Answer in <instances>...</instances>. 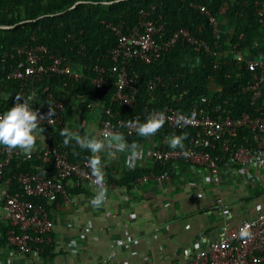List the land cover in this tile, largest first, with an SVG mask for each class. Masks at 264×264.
I'll use <instances>...</instances> for the list:
<instances>
[{
  "label": "trees",
  "instance_id": "obj_1",
  "mask_svg": "<svg viewBox=\"0 0 264 264\" xmlns=\"http://www.w3.org/2000/svg\"><path fill=\"white\" fill-rule=\"evenodd\" d=\"M79 1L0 0V25L12 26H0V110H8L13 106L17 94H35L36 102L47 107L50 104L49 96L53 94L64 102L65 109L69 107L83 114L98 112L101 125L106 110L110 109L116 129L129 144L136 142L141 145L144 153L148 151L147 147L153 137L159 139L154 148H171L166 138L172 133L187 135L185 147L192 145L191 139L200 133L206 140V150L212 153L219 165L230 161L231 157L235 158V153L242 147L257 149L254 131L249 126L230 135L228 150L224 151V140L211 141L198 128L180 129L165 122L154 136L145 138L140 137L136 131L129 134L127 127L119 124V121L127 124L128 121L138 119L143 123L151 112L162 111L166 107L190 114L195 103L202 97L208 98L205 105L214 118H237L244 113L258 116L264 113V81L261 95L254 99L255 93L249 89L253 82V72L246 66L247 60L264 61V22L257 12L260 0H119L107 8L93 7ZM76 2L79 3L74 6ZM193 5H203L209 9L212 16L218 19L217 30L210 16ZM148 11L150 21H160L165 25L166 38L178 29L188 28L196 37L204 40L206 45L179 42L154 62H134L128 70L136 77L139 94L136 106L129 107L113 101L116 86L112 73H107L108 81L104 90L94 86L93 68L97 64L108 67L112 63L109 51L118 43V35L108 24L122 25L123 30L128 32L139 22L142 12ZM230 22V28L224 29L225 35L222 34V24ZM25 45H44L50 52L62 54L83 74V78L74 81L52 73L28 82L9 78L10 68L15 64V58L10 54ZM235 45L244 53L241 63L233 52ZM261 73L264 75V66ZM157 75L162 77V82L150 90L149 82ZM93 103L99 104L97 108L92 107ZM65 126L58 122L49 128V142L61 145L68 151L72 161L88 159L91 153L80 149L74 141L67 147L63 145L64 137L59 133ZM148 160V165L137 164L134 169L125 170L123 178L116 180L108 173L105 179L109 183L131 187L140 176L151 172L170 176L175 164L183 162L160 163L152 158ZM28 171L52 175L55 173L53 165L36 158L22 160L15 156L7 168V176L12 180L10 189L21 192L22 197L32 205H40L49 212V203L53 204L54 201L26 194L16 179L20 172ZM67 181L64 180L65 185ZM73 183L79 191L81 185H77L74 179ZM10 228L9 224L4 231L6 242V233ZM50 250L44 245L43 256L51 258Z\"/></svg>",
  "mask_w": 264,
  "mask_h": 264
},
{
  "label": "built area",
  "instance_id": "obj_2",
  "mask_svg": "<svg viewBox=\"0 0 264 264\" xmlns=\"http://www.w3.org/2000/svg\"><path fill=\"white\" fill-rule=\"evenodd\" d=\"M195 8L210 16L213 26L218 27V19L212 16L209 9L203 5H193ZM257 12L260 20L264 22V0L257 3ZM150 11L142 12L139 22L128 32L123 30L122 25L108 24L118 35V43L110 49V66L95 65V73L92 82L98 89L104 90L108 81L107 73L115 77L116 91L113 94V101L129 107L138 103L139 89L136 84V77L129 73L128 68L134 62L149 64L159 59L164 52L168 51L177 43L202 44L205 41L196 37L188 28H181L166 38L165 25L160 21L149 20ZM233 52L239 63L244 60V53L233 46ZM10 56L15 58V64L11 66L8 77L23 81H32L42 78L46 73L60 74L70 80L79 81L83 74L75 69L68 60L60 53L50 52L46 46L38 45L31 47L25 45L18 47ZM246 66L253 72V82L249 89L253 91L254 99L261 95V86L264 75L261 68L264 61L251 59L246 61ZM162 82V77L157 75L149 82V89L154 90ZM32 100V107L39 110L45 116L41 126L51 128L56 123L63 122L64 102L57 99L53 94L49 96L50 104L45 105L36 102L35 94ZM207 97H202L195 103L190 114H185L171 107H166L163 112L166 114V122L175 128L184 129L194 127L201 130L204 136L211 141L224 140L223 150L227 151L229 146L228 137L238 129L249 126L253 129L257 141V149L251 150L246 147L240 148L235 153V158L243 165L252 163L264 165V113L252 116L244 113L237 118H214L208 111ZM14 105V104H13ZM50 107L53 108L55 116L51 124L47 121V113ZM6 110H0L2 114ZM119 124H124L121 120ZM131 134L136 130L129 128ZM104 130L118 131L112 120L110 109L106 110V116L102 119L100 132ZM192 145L184 149L173 148H152L142 153V158H152L160 163L182 160L190 168L195 170H208L217 174L219 169L218 160L213 157L209 150H206V140L199 135L191 139ZM28 160L36 158L44 163H51L55 169L52 175L43 174L37 171L20 172L16 179L30 196L46 197L51 201H57L59 197L68 201L71 196L66 188L65 179H74L77 185L92 184L90 179L91 170L86 166L88 159L72 161L68 151L61 145L48 142L38 152H32L31 156L24 155L19 149L9 150L0 146V204L6 210V216L11 228L7 230V244L16 251L24 254H37L44 249L49 241V233L53 229L54 222L49 212L40 205H32L28 199L22 197L21 192H13L10 189L12 180L7 176V168L13 157ZM168 174L157 175L154 172L144 174L138 181L150 180L153 178H168ZM105 187H112V184L105 179ZM225 209L224 212H228ZM247 229L248 236H242L241 230ZM113 251L107 264H116ZM264 262V210L255 218L247 219L237 228H226L222 237L211 240L204 248L200 249L194 257L183 264H261Z\"/></svg>",
  "mask_w": 264,
  "mask_h": 264
},
{
  "label": "crops",
  "instance_id": "obj_3",
  "mask_svg": "<svg viewBox=\"0 0 264 264\" xmlns=\"http://www.w3.org/2000/svg\"><path fill=\"white\" fill-rule=\"evenodd\" d=\"M231 24H222V34ZM100 119L98 112L76 113L68 107L62 123L81 135H98ZM42 128L44 139L37 140L33 152L51 138L50 129ZM158 140L153 137L148 150ZM101 156L106 176L111 173L118 180L129 170L127 153ZM148 159L137 164L148 165ZM111 184L106 201L97 208L90 203L95 186L83 184L77 191L68 179L71 199L49 203L54 226L45 246L51 258L43 256L44 249L24 254L7 244L3 236L10 223L0 204V264H107L113 251L116 264H183L222 237L226 228H237L264 210V165L243 166L232 157L219 165L217 174L180 162L168 178L137 180L131 187Z\"/></svg>",
  "mask_w": 264,
  "mask_h": 264
},
{
  "label": "clouds",
  "instance_id": "obj_4",
  "mask_svg": "<svg viewBox=\"0 0 264 264\" xmlns=\"http://www.w3.org/2000/svg\"><path fill=\"white\" fill-rule=\"evenodd\" d=\"M81 3L89 4L93 7H111L112 4L118 3L119 0H80ZM33 95H16V101L13 106L0 114V146L9 150L19 149L24 155L31 156L36 150L37 140L44 139V128L41 121L45 120L39 110L32 107ZM22 101V102H21ZM55 112L50 107L47 113V121L51 124ZM166 114L163 111L151 112L146 121L140 123L139 120L128 121L126 126L134 128L140 137L154 136L165 124ZM60 136L64 137L63 145L69 146L75 142L82 150L91 153L87 160L86 166L91 170L90 179L95 186L94 195L90 201L94 207H100L107 199V188L105 187V162L101 153H106L109 158L114 157L115 153H127L125 166L128 169H134L137 161L142 158V146L136 142L129 144L125 136L119 131L104 130L98 135H81L79 131H74L69 127L60 130ZM187 139L186 134H170L166 142L173 149H184V141ZM242 236L250 235L245 228L241 230Z\"/></svg>",
  "mask_w": 264,
  "mask_h": 264
},
{
  "label": "water",
  "instance_id": "obj_5",
  "mask_svg": "<svg viewBox=\"0 0 264 264\" xmlns=\"http://www.w3.org/2000/svg\"><path fill=\"white\" fill-rule=\"evenodd\" d=\"M80 2V1H79ZM79 2H76L75 4H74V6L75 5H77ZM1 27H3V28H10V27H12V26H7V25H0Z\"/></svg>",
  "mask_w": 264,
  "mask_h": 264
}]
</instances>
